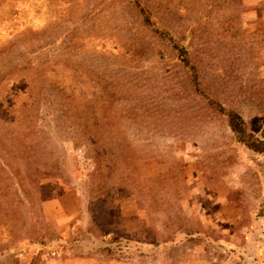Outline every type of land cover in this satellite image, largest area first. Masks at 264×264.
<instances>
[{"label": "rangeland", "instance_id": "obj_1", "mask_svg": "<svg viewBox=\"0 0 264 264\" xmlns=\"http://www.w3.org/2000/svg\"><path fill=\"white\" fill-rule=\"evenodd\" d=\"M0 264H264V0H0Z\"/></svg>", "mask_w": 264, "mask_h": 264}, {"label": "trees", "instance_id": "obj_2", "mask_svg": "<svg viewBox=\"0 0 264 264\" xmlns=\"http://www.w3.org/2000/svg\"><path fill=\"white\" fill-rule=\"evenodd\" d=\"M229 126L235 132H242L241 129V119L235 113L229 115Z\"/></svg>", "mask_w": 264, "mask_h": 264}]
</instances>
